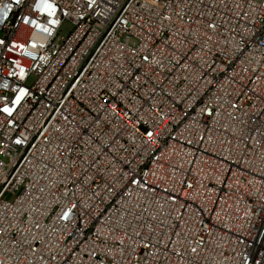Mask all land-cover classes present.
Masks as SVG:
<instances>
[{
  "label": "built area",
  "instance_id": "2783aa9c",
  "mask_svg": "<svg viewBox=\"0 0 264 264\" xmlns=\"http://www.w3.org/2000/svg\"><path fill=\"white\" fill-rule=\"evenodd\" d=\"M37 2L0 0V264H264V0Z\"/></svg>",
  "mask_w": 264,
  "mask_h": 264
},
{
  "label": "clouds",
  "instance_id": "9594fccd",
  "mask_svg": "<svg viewBox=\"0 0 264 264\" xmlns=\"http://www.w3.org/2000/svg\"><path fill=\"white\" fill-rule=\"evenodd\" d=\"M17 3H19V0H16ZM12 9L11 4H6L3 6H0V25L3 24L4 20L7 19L10 11ZM34 11H39L41 14H47L49 17H53L56 8L54 6V3L48 2V0H38V2L33 6ZM25 23H28V18H25ZM50 24H59L58 20L51 19L49 21ZM32 26L36 27L38 30H41L43 28L42 25H39L36 20L32 21ZM24 54L31 56L33 59H35V56L31 52H25ZM46 59L45 57H41V60ZM26 77V70L21 68L20 70V79H24ZM8 81H5L0 87H3L4 89L8 88ZM16 88H13V91H16ZM27 90L26 89H19V94L16 96L15 100L13 101V104H19L21 101V98L26 95ZM3 109L7 111V113L11 114L13 111L12 107L5 106Z\"/></svg>",
  "mask_w": 264,
  "mask_h": 264
},
{
  "label": "snow or ice",
  "instance_id": "6c2138e0",
  "mask_svg": "<svg viewBox=\"0 0 264 264\" xmlns=\"http://www.w3.org/2000/svg\"><path fill=\"white\" fill-rule=\"evenodd\" d=\"M2 111H3L4 113H7V111H6L5 109H2Z\"/></svg>",
  "mask_w": 264,
  "mask_h": 264
},
{
  "label": "rangeland",
  "instance_id": "374dc122",
  "mask_svg": "<svg viewBox=\"0 0 264 264\" xmlns=\"http://www.w3.org/2000/svg\"><path fill=\"white\" fill-rule=\"evenodd\" d=\"M9 199H11L12 197L11 196H8Z\"/></svg>",
  "mask_w": 264,
  "mask_h": 264
}]
</instances>
